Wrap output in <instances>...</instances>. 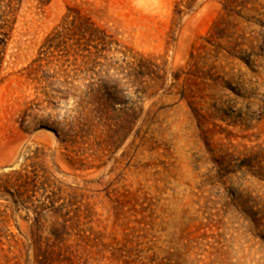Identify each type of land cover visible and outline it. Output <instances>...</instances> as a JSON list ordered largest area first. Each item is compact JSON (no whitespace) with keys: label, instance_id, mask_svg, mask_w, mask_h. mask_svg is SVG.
Masks as SVG:
<instances>
[{"label":"rangeland","instance_id":"obj_1","mask_svg":"<svg viewBox=\"0 0 264 264\" xmlns=\"http://www.w3.org/2000/svg\"><path fill=\"white\" fill-rule=\"evenodd\" d=\"M77 11L102 75L44 47ZM0 264H264V0H0Z\"/></svg>","mask_w":264,"mask_h":264},{"label":"trees","instance_id":"obj_2","mask_svg":"<svg viewBox=\"0 0 264 264\" xmlns=\"http://www.w3.org/2000/svg\"><path fill=\"white\" fill-rule=\"evenodd\" d=\"M42 5H47L51 0H39ZM71 12V10H69ZM70 16H67L65 21L61 26L56 28L53 33L46 39L44 47L49 53L52 51H66V58L70 55L74 58L75 62H80V68L78 71L84 73L86 76L89 73L92 76L102 75V72H96L97 68H103L106 65L102 64L101 61H109V58L106 54H109L113 49V46L116 44L113 41V37L108 35L104 30L98 27L91 19L87 18L79 11L76 12V15L72 20H68ZM225 29L219 28L218 24L215 27V31H224ZM215 33V32H214ZM217 35L212 34L211 37L214 38ZM233 38V37H231ZM117 45V44H116ZM48 54V53H46ZM144 61L139 60L137 63H134L132 66H128V69H122L123 71L129 70L134 77H143L145 76L144 71ZM111 67V64L108 68ZM109 71H104L106 77L99 79L97 82H91L87 86V98L91 97L92 100L87 103L83 101V104L93 105L94 103H100L104 100L103 94H105L108 99H113L114 93L111 94L110 90L107 87L106 80H108ZM91 80H94L91 77ZM114 92L116 88H112ZM101 92L103 94L101 95ZM88 98V99H89ZM90 100V99H89ZM137 113L132 110L131 117H135ZM37 180L38 176L30 174H17L15 179V196L20 199H23L25 196L28 200H31L33 196H30V193H34L37 190ZM10 185L9 181H5L3 186L9 194L7 186Z\"/></svg>","mask_w":264,"mask_h":264}]
</instances>
